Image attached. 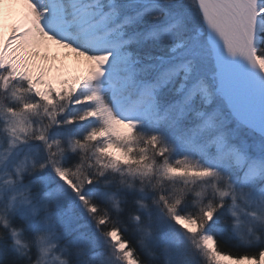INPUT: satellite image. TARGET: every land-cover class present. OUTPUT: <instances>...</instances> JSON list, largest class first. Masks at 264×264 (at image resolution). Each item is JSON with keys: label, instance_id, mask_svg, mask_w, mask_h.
I'll list each match as a JSON object with an SVG mask.
<instances>
[{"label": "snow or ice", "instance_id": "obj_1", "mask_svg": "<svg viewBox=\"0 0 264 264\" xmlns=\"http://www.w3.org/2000/svg\"><path fill=\"white\" fill-rule=\"evenodd\" d=\"M0 264H264V0H0Z\"/></svg>", "mask_w": 264, "mask_h": 264}, {"label": "bare ground", "instance_id": "obj_2", "mask_svg": "<svg viewBox=\"0 0 264 264\" xmlns=\"http://www.w3.org/2000/svg\"><path fill=\"white\" fill-rule=\"evenodd\" d=\"M14 12H19V9H15V10H13ZM12 22V20L10 19L9 20V24Z\"/></svg>", "mask_w": 264, "mask_h": 264}]
</instances>
